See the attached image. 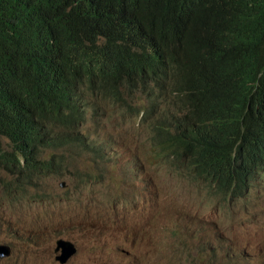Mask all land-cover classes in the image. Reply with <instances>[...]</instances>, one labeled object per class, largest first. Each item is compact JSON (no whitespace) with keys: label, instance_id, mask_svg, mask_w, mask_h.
Wrapping results in <instances>:
<instances>
[{"label":"trees","instance_id":"1","mask_svg":"<svg viewBox=\"0 0 264 264\" xmlns=\"http://www.w3.org/2000/svg\"><path fill=\"white\" fill-rule=\"evenodd\" d=\"M98 103L141 116L179 177L232 192L264 157V0H0L3 186L25 174L43 199L46 168L103 160Z\"/></svg>","mask_w":264,"mask_h":264},{"label":"rangeland","instance_id":"2","mask_svg":"<svg viewBox=\"0 0 264 264\" xmlns=\"http://www.w3.org/2000/svg\"><path fill=\"white\" fill-rule=\"evenodd\" d=\"M97 106L98 114L88 117L85 129L106 143L103 163L86 154L68 171L40 177L43 199L38 190H21V176L20 189L4 187L14 177L0 171V244L12 249L0 264H58L53 253L58 239L77 249L68 264H196L194 235L202 247L230 244L251 255L215 264H264V180L254 182L232 214L204 185L181 179L136 118L128 120L115 106ZM51 156L49 150L41 154L48 162ZM81 168L92 179L80 181ZM167 247L178 260L164 262L161 251Z\"/></svg>","mask_w":264,"mask_h":264},{"label":"clouds","instance_id":"3","mask_svg":"<svg viewBox=\"0 0 264 264\" xmlns=\"http://www.w3.org/2000/svg\"><path fill=\"white\" fill-rule=\"evenodd\" d=\"M97 109H98V106H97ZM119 110L121 111L120 112L121 115L123 117L127 118L128 120L131 119V118H133V117L136 118L137 119V124H136L137 127L138 126H142L141 121H140L141 116L131 115V114L127 113L124 109H119ZM98 112H99V109H98ZM98 112H97V114H98ZM91 116L92 117H95V116H93V114L90 113L88 115V117H91ZM87 120H88V118H87ZM144 126L150 132L149 126L147 124H145ZM85 134L87 135V130L85 131ZM87 136H88L89 141H97V142H99L98 140L95 139L96 136L95 137H91L89 135H87ZM0 141L1 142L4 141V143L2 142L3 144H5L4 147L6 145L7 146L9 145V141H7L5 139H0ZM99 143L103 144V146H104V154H105V157L103 158V160H97V161L94 160L93 159L94 155H93L91 149L88 148V149L84 150V152L80 156L79 161H78V164L81 161L82 156H84L86 154L87 155H90L92 157V159L94 160V162H96L98 164L103 163L106 160V158H107V146H106V143L105 142H99ZM51 159H52V156H51ZM261 162H262V164L259 165L258 164V161L255 160L251 164H249L248 166H246L245 170L241 173V175L237 179L234 180V184H235L234 190L232 192L227 193V194H224V195H216V194L212 193L201 182H195V183H191V184H202V185H204L206 187V189L209 190V192L211 193V195H213L216 198L217 203L219 205L220 204H226L227 208L229 210H231V213L232 214H236V213H234L232 211V206L235 203H237L238 201H241L243 199H247L249 197V195L252 192V189L254 188V182L255 181L260 182V181L264 180V157L261 158ZM20 166H23V161L20 163ZM69 168L70 167H67L65 164H61V166L57 169V172H55V170L53 168H51L50 171L46 168L45 169V172L43 174L39 175L37 178H40L41 176L44 177V176H47L49 174H56V173H59L60 171H64L65 172V171H68ZM261 172H262V175H261ZM89 174H90V172H89ZM20 176L24 179V182L25 181L28 182V178L25 176V174H21ZM34 179H36V178H34ZM34 179H32L30 182L32 183V181ZM78 179L80 181H82V182H86L87 180L92 179V176H91V178L86 179V180H81L80 178H78ZM181 179H183V178H181ZM183 180H185V179H183ZM185 181H187V180H185ZM187 182H189V181H187ZM258 193H261L262 194V191L259 190ZM58 240H63V241L70 242L75 247V245L71 241L64 240V239H58ZM202 244L203 243H202L201 239L199 238V236L198 235H196V236L194 235V237H193V245H192L193 246V257H192V260L196 264H215V262L231 263V262H234V261H237V260H239V261L248 260L249 257L251 256L249 253H247L246 251H244V248H242V249H235L230 244L226 245L224 248H222L221 245L219 246V248H216V247H202ZM3 245H7V244H3ZM7 246H9V245H7ZM219 250L222 251L220 255H218ZM53 253H54V250H53ZM76 253H77V249H76ZM11 256H12V249L10 247V256H8L7 258H4V259H0V261H5V260L9 259ZM55 256H56V254H55ZM161 257L163 258L164 262H173V261L178 260V258H176L175 255H174V257L172 256L171 249L169 247H167L166 249H164V250L161 251ZM71 259L69 261H71ZM69 261L66 264H68Z\"/></svg>","mask_w":264,"mask_h":264},{"label":"water","instance_id":"4","mask_svg":"<svg viewBox=\"0 0 264 264\" xmlns=\"http://www.w3.org/2000/svg\"><path fill=\"white\" fill-rule=\"evenodd\" d=\"M54 253L56 256L54 260L59 264H66L75 254L76 248L67 241L57 240L55 242ZM10 256V247L7 245H0V259Z\"/></svg>","mask_w":264,"mask_h":264},{"label":"bare ground","instance_id":"5","mask_svg":"<svg viewBox=\"0 0 264 264\" xmlns=\"http://www.w3.org/2000/svg\"><path fill=\"white\" fill-rule=\"evenodd\" d=\"M214 246V245H213Z\"/></svg>","mask_w":264,"mask_h":264}]
</instances>
